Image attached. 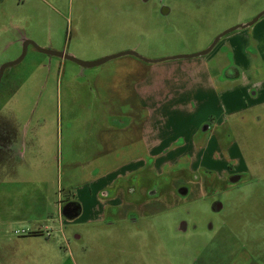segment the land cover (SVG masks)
<instances>
[{"label": "rangeland", "instance_id": "rangeland-1", "mask_svg": "<svg viewBox=\"0 0 264 264\" xmlns=\"http://www.w3.org/2000/svg\"><path fill=\"white\" fill-rule=\"evenodd\" d=\"M263 11L264 0H0V67L25 40L84 62L193 55ZM253 28L264 25L154 64L81 68L28 46L0 85V264H264V95L224 80L256 50L233 56L226 39ZM249 64L263 90L264 49ZM153 143L164 159L145 152ZM226 164L246 168L240 184L214 181ZM111 182L133 188V222L102 215ZM66 198L79 218L59 217Z\"/></svg>", "mask_w": 264, "mask_h": 264}, {"label": "crops", "instance_id": "crops-1", "mask_svg": "<svg viewBox=\"0 0 264 264\" xmlns=\"http://www.w3.org/2000/svg\"><path fill=\"white\" fill-rule=\"evenodd\" d=\"M258 21H260V24L264 25V17H261ZM257 21V22H258ZM256 22V23H257ZM254 25V24H253ZM262 26V25H261ZM240 30H244V29H240ZM229 39H226L225 42L230 43L229 46V50L231 51V55H241L244 53L245 51H247L246 49L249 48V45H252L255 50V54H251V57L248 56L247 58H243L242 65H240L239 63L237 64L236 59H233L234 62H236V66L233 65L235 68V71L238 73V76L235 77H231V78H226L224 79L225 81H233L234 79H239L243 77V82H244V87L248 88L251 87V89H254L255 91L257 90V92H252V95H254V99L253 102H255L256 100H258V98H261L262 95H264V89L262 90L261 87L262 85H260L261 83L259 82V78L257 80H252V69L251 66H249V63H252L254 60V57L257 54H260V52L263 51L264 49V29H258L256 30L255 28L251 29L250 31H248V33H240V35H232L230 37H228ZM225 44V43H224ZM248 46V47H247ZM251 47V46H250ZM246 48V49H245ZM260 59L263 60L262 55H260ZM256 61V60H255ZM207 65V64H206ZM232 65V64H230ZM255 68V67H254ZM253 68V73L255 74ZM221 74V73H220ZM219 74V75H220ZM247 75V77H246ZM258 74H256L257 76ZM223 80V81H224ZM248 91V90H247ZM250 92V91H248ZM146 150L145 152L150 156L153 157V159L155 160H159V159H164L165 155L163 154V150L160 149V147L158 146V144L153 143V146H149L148 144H146ZM185 153L184 149H183V153H182V148H181V152H179V155H183ZM186 155V154H184ZM164 156V157H163ZM176 157V154H175ZM184 159H186L187 164L190 166V168L192 170H194V168L197 167L195 161L193 160V158L189 155H186L185 157H183ZM173 161H175V158L173 159ZM169 164V162H168ZM108 189L112 190V191H116V194L119 195V197L117 196H111L109 195V197L105 198V197H101L102 192L103 191H108ZM129 189L128 186L124 187V185H116L114 183H106L105 185H102V187L99 188V192H98V197H100L102 200L101 203L105 206L106 211L104 213H102V215H105V218L107 217H113L116 216L117 218H121L123 221L127 222H133L134 219L129 218L130 216V212L126 211L125 209H132L133 208V202L131 201V198H127V190ZM115 194V195H116ZM72 202H74V200L72 199ZM79 205V211L77 213L76 216H72L71 219L68 220H73L76 218H79L82 213H83V207L82 205L76 201ZM143 206L142 203H139L137 205L138 208H141ZM107 211H111V213H106ZM123 214V215H121ZM59 217H61L59 215ZM63 222H61L62 224ZM46 231H49L50 229H45ZM39 232V230H38ZM76 238H79L78 236H76Z\"/></svg>", "mask_w": 264, "mask_h": 264}, {"label": "water", "instance_id": "water-1", "mask_svg": "<svg viewBox=\"0 0 264 264\" xmlns=\"http://www.w3.org/2000/svg\"><path fill=\"white\" fill-rule=\"evenodd\" d=\"M162 13L166 14L167 11H165V12L162 11ZM262 16H264V11L259 13L258 15H256L251 21H249V22H247V23H245L243 25H238V26H235V27H233L231 29H228V30L224 31L223 33L218 35L213 40L211 45L206 50H204L202 52H199V53L193 54V55L168 57V58H163V59H159V60H149V59H146L144 57H141L140 55H138L134 51H125V52H122V53H118V54H115V55H112V56H108V57L99 59V60L94 61V62H84V61H80V60L74 58L71 55H67V54H64V53H59V52H54V51H50V50H45V49L39 48L33 42L25 40L23 42L22 54L20 55V57L17 60L9 62V63H6V64H4V65H2L0 67V78H1L2 73H3V71L5 69L17 65L23 60V58L25 56V53H26V49H27L28 46H32L34 48V50L36 52L40 53V54H45V55L55 56V57L61 58L62 60L72 62V63L78 65L81 68L96 67V66H99V65L109 61V60H112V59H115V58H119V57H123V56H130V57H133V58H135V59H137V60H139L141 62L148 63V64H154V63L164 62V61H169V60L189 59V58L202 57V56L207 55L214 48V46L218 43V41L220 40L221 37H223L226 34H229V33L233 32V31H236V30L246 29L248 27H251ZM76 215H77V213L74 216H76Z\"/></svg>", "mask_w": 264, "mask_h": 264}, {"label": "flooded vegetation", "instance_id": "flooded-vegetation-1", "mask_svg": "<svg viewBox=\"0 0 264 264\" xmlns=\"http://www.w3.org/2000/svg\"><path fill=\"white\" fill-rule=\"evenodd\" d=\"M162 11H167L165 8H162ZM28 48V47H27ZM61 59V58H60ZM62 60V59H61ZM5 71L6 69L3 71L2 73V76L0 78V85L2 84V81L3 79L5 78ZM239 77L238 76V73L235 71L234 74L232 73L231 75L227 76L226 78H231V77ZM1 139V137H0ZM3 145V142L0 140V154L2 152V145ZM220 173H224V176L222 178L218 177V174L215 178V182L219 181V182H223V184H225V186L227 185L228 187H234L238 184L241 183V180H242V176H244V174L247 173V170L246 168L241 164L239 168H234L232 165L230 164H226L225 167H224V170H219ZM207 173H209V171H207ZM211 173V172H210ZM203 180V183L204 184H207V185H211L214 181H208L206 178H202ZM116 184V183H114ZM117 185V184H116ZM130 190H133V188H129V192ZM187 189H180V193L183 194V195H186L187 194ZM116 191H112V194L111 196H117L119 197L118 194H116ZM101 197H109L108 193L107 192H102V195ZM131 201L134 203L133 199L131 198ZM76 201L72 202V200L66 198L59 206V215L61 217H63L64 219L68 220V219H71V217L76 213V211L79 209V205L75 204ZM137 203V202H136ZM140 203V202H139ZM138 203V204H139ZM137 204V205H138ZM143 204V203H142ZM144 205V204H143ZM220 205H217L215 210H218L220 209Z\"/></svg>", "mask_w": 264, "mask_h": 264}, {"label": "trees", "instance_id": "trees-1", "mask_svg": "<svg viewBox=\"0 0 264 264\" xmlns=\"http://www.w3.org/2000/svg\"><path fill=\"white\" fill-rule=\"evenodd\" d=\"M75 204H77V205H78V203H77V202H75ZM78 211H79V209L76 211V213H78Z\"/></svg>", "mask_w": 264, "mask_h": 264}]
</instances>
